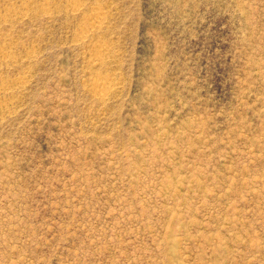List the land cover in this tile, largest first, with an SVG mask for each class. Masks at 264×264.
I'll list each match as a JSON object with an SVG mask.
<instances>
[{
  "label": "rangeland",
  "instance_id": "374dc122",
  "mask_svg": "<svg viewBox=\"0 0 264 264\" xmlns=\"http://www.w3.org/2000/svg\"><path fill=\"white\" fill-rule=\"evenodd\" d=\"M0 264H264V0H0Z\"/></svg>",
  "mask_w": 264,
  "mask_h": 264
},
{
  "label": "bare ground",
  "instance_id": "6f19581e",
  "mask_svg": "<svg viewBox=\"0 0 264 264\" xmlns=\"http://www.w3.org/2000/svg\"><path fill=\"white\" fill-rule=\"evenodd\" d=\"M8 16H10V13L6 14V17H8ZM87 27H89V29L90 28H96V25H94V23H92V22L91 23L87 22ZM95 60H97V59H95ZM104 87H105V81L102 78H101V80L97 79L93 83V89H94L95 93L98 95V97L101 98V99H103V95H104V92H105V90L103 89Z\"/></svg>",
  "mask_w": 264,
  "mask_h": 264
}]
</instances>
